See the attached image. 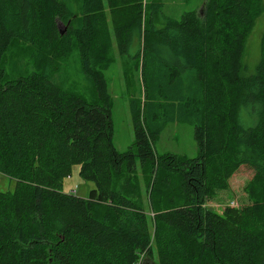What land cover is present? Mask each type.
Segmentation results:
<instances>
[{
    "label": "trees",
    "instance_id": "1",
    "mask_svg": "<svg viewBox=\"0 0 264 264\" xmlns=\"http://www.w3.org/2000/svg\"><path fill=\"white\" fill-rule=\"evenodd\" d=\"M147 3L0 0V174L14 181L0 192V264H141L149 222L158 264H261L260 236L205 202L240 166L264 185V28L255 71L242 64L264 0H202L178 18L160 0ZM114 42L123 57L135 48L144 86L129 100L134 142L125 151L113 142L103 73ZM13 44L26 47L28 72L9 78ZM74 48L95 102L52 80ZM175 119L192 125L196 156L155 149ZM137 162L177 179L182 199L157 198L148 217L119 177ZM75 165L94 183L86 197L63 190Z\"/></svg>",
    "mask_w": 264,
    "mask_h": 264
},
{
    "label": "rangeland",
    "instance_id": "2",
    "mask_svg": "<svg viewBox=\"0 0 264 264\" xmlns=\"http://www.w3.org/2000/svg\"><path fill=\"white\" fill-rule=\"evenodd\" d=\"M148 4L158 0H147ZM163 3V11L175 18L182 12L199 8L202 10V0H160ZM148 11V9H147ZM107 19H109L106 11ZM264 28V14H260L254 21L252 30L247 37L242 64L245 66L244 74L255 71L260 57V40ZM64 29V26H60ZM113 35L112 26H110ZM114 60L103 71L111 98L113 142L117 150L125 151L134 142L133 127L129 110L131 98L143 97V79L141 63L134 59L135 48L130 50V55H120L114 42ZM5 59V69L9 78L28 72L26 65L28 52L26 47L13 44L9 48ZM52 80L66 89L74 91L89 102L97 101V93L93 83L83 73L78 53L74 48L63 61L57 72L51 75ZM158 152L171 151L184 157L197 155L196 143L193 137V127L190 123L180 120L166 122L155 142ZM155 167L143 166L139 162L136 169L130 174L120 175V180L125 181L127 192L139 199L145 207L148 217L152 216L150 202L164 200L168 204L179 201L184 192L177 179H171L164 172L155 176ZM79 165H75L72 174L63 181V190L76 195L86 197L94 187V183L79 176ZM224 179V178H223ZM14 188V181L0 174V192ZM157 203V202H156ZM205 206L220 215L229 214L243 224V226L261 238V243L255 251V258L264 264V185L259 184L254 176V170L248 166H240L222 182L211 187ZM151 235V254L141 259V264H158L157 252L153 240V225L149 222Z\"/></svg>",
    "mask_w": 264,
    "mask_h": 264
},
{
    "label": "built area",
    "instance_id": "3",
    "mask_svg": "<svg viewBox=\"0 0 264 264\" xmlns=\"http://www.w3.org/2000/svg\"><path fill=\"white\" fill-rule=\"evenodd\" d=\"M71 192H75V190L73 189Z\"/></svg>",
    "mask_w": 264,
    "mask_h": 264
}]
</instances>
